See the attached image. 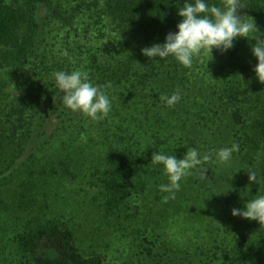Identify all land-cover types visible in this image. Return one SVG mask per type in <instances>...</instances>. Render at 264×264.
<instances>
[{
    "label": "rangeland",
    "instance_id": "374dc122",
    "mask_svg": "<svg viewBox=\"0 0 264 264\" xmlns=\"http://www.w3.org/2000/svg\"><path fill=\"white\" fill-rule=\"evenodd\" d=\"M33 1L38 0H4L25 14L20 38L29 44L33 36L35 45L24 56L16 50V54L7 48L0 50V264H19L13 244L16 233L50 221L73 230L82 253L98 251L111 264H133L145 236H156L164 246L195 251L206 260L219 245L215 264H264V227L232 215L233 208H243L264 194V181L251 183L245 178L244 163L234 157L227 163L205 165V179L199 169H193L181 181L175 198L167 201L164 197L169 194L159 188L168 183L163 169L157 174L156 166L148 169L146 165L131 199L117 214L106 213L103 176L97 170L109 147L117 143L113 123L118 120L117 111L112 110L114 118L103 127L94 124L104 119L93 122L86 117L81 121L85 125H80V116L73 123L50 111L46 102L55 86L56 71L80 70L94 85L103 86L102 78L91 70V52L103 42L97 39L100 26H87L89 13L73 24H68L64 10L58 18H49L47 8L36 2L38 27L32 34L28 19L34 14L29 5ZM244 7L239 13L257 26L253 13ZM228 54L214 49L213 56L206 54L188 69L191 83L184 89L185 118H193L192 110L202 105L201 88L222 81L221 66L227 63ZM153 94L150 90L136 92L128 104L151 102ZM129 109L125 116L134 115L135 107ZM182 124L177 122L178 127ZM175 132L178 141L170 142L168 155L183 158L189 147L202 154V142L196 137L182 141L180 132ZM146 140L139 147L150 154L154 142ZM66 166L74 175L67 174Z\"/></svg>",
    "mask_w": 264,
    "mask_h": 264
},
{
    "label": "trees",
    "instance_id": "16d2710c",
    "mask_svg": "<svg viewBox=\"0 0 264 264\" xmlns=\"http://www.w3.org/2000/svg\"><path fill=\"white\" fill-rule=\"evenodd\" d=\"M36 2L47 8L49 18H58L64 10V14L68 15V24H73L79 21L80 16L89 13L91 23L87 26H100L101 34L97 39H103V42L102 46L91 52V70L92 75L102 78V87L110 94L112 110L117 111L118 116V120L113 122L117 128V143L109 147L106 158L101 161L102 167L99 166L97 170L98 175L103 176L102 207L107 214H117L131 199L135 182L141 177L142 171L146 165L148 169L153 166L150 163L154 151L169 153L170 142L178 141L175 131L180 132L182 141H191L193 135L196 141L202 142V155L212 149L239 144V151L233 157L244 163L245 178L249 177V171H254L259 182L264 181V84L256 79L253 71L258 63L250 46L256 43L254 39L243 38L234 42L225 60L227 63L221 66L222 81L210 88H201L202 105L192 110L193 118H185L183 95L186 85L191 83L186 74L189 68L179 65L171 57L166 60H148L141 52L144 47L163 43L167 33L177 30L176 25L181 19L177 12L184 0ZM36 2L29 3L34 13L28 19L32 34L38 27ZM220 2L210 0V3ZM242 2L253 13L257 28L264 34V0ZM24 21L26 18L21 9L0 0V50L7 48L10 54L16 50L24 56L28 47L35 45L33 36L29 38V44L20 38ZM261 38L264 39V35ZM177 89L181 90V101L174 108L166 107L161 96H171ZM142 90L154 93L153 100L144 104L134 101L129 105L128 102L136 98V92ZM61 96L62 93L54 86L46 101L48 109L68 117L73 123L79 116L82 118L80 123L85 120V116L67 109ZM132 106L136 109L134 115L125 116L124 112L127 113ZM111 117L112 111L104 122L94 125L103 127ZM181 121L183 124L178 127L177 122ZM82 123L80 125H85ZM145 137L147 142H154V150L150 154L139 147ZM155 168L156 173L161 174L162 166ZM67 174L74 175L71 170ZM141 242V251L133 264H215L221 252V247L217 245L213 257L206 260L195 251L164 246L156 236H145ZM13 244L19 264H111L98 251L88 255L82 253L74 231L53 221L33 230L16 233Z\"/></svg>",
    "mask_w": 264,
    "mask_h": 264
},
{
    "label": "clouds",
    "instance_id": "9594fccd",
    "mask_svg": "<svg viewBox=\"0 0 264 264\" xmlns=\"http://www.w3.org/2000/svg\"><path fill=\"white\" fill-rule=\"evenodd\" d=\"M241 8H245L242 0H221L220 4L210 3V0H184L177 12L181 18L176 25L177 30L167 33L163 43L144 47L141 52L148 60H166L171 57L179 65L191 68L194 62L206 54L211 53L213 56L214 49L227 53L239 38H251L256 41L250 45L252 55L258 61L253 71L256 79L264 84V39L261 38L264 34L247 16L239 13L238 9ZM53 76L56 88L62 93L61 101L67 109L92 121L108 117L112 111L110 94L104 87L90 82L86 73L61 70ZM160 99L166 107L174 108L182 99L181 90L177 89L171 96L163 95ZM238 151L237 143L212 149L203 155L196 147H189L183 158L178 159L174 154L168 155L160 150L153 152L150 164L162 166L167 176L168 183L159 186L161 192L169 194L164 197L167 201L175 198V193L181 188V181L191 175L193 169H199L201 177L205 179L203 173L208 169L205 165L209 162L227 163ZM248 174L251 183H259L256 172L249 171ZM232 215L257 221L264 227V194L247 201L243 208H233Z\"/></svg>",
    "mask_w": 264,
    "mask_h": 264
}]
</instances>
